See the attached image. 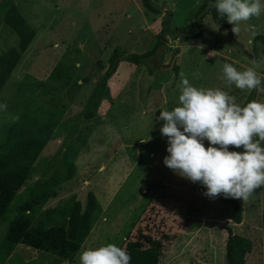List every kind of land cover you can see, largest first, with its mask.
<instances>
[{
    "label": "rangeland",
    "instance_id": "374dc122",
    "mask_svg": "<svg viewBox=\"0 0 264 264\" xmlns=\"http://www.w3.org/2000/svg\"><path fill=\"white\" fill-rule=\"evenodd\" d=\"M153 1L160 6L159 12L146 9L141 0H12L36 28V35L1 88L0 142L5 125L28 104L49 98L65 104L67 112L56 137L42 150L34 173L0 218V241L16 204L22 201L21 194L58 165L70 142L77 145V135L87 133L88 141L75 158L74 177L61 184L58 196L47 201L61 205L76 194L85 202L93 189L102 209L75 259L60 264H79L82 250L110 243L132 258L126 242L140 232L155 238L167 236L162 239L160 264H225V221L233 232L252 240L247 264H264V186L255 189L246 202L238 199L241 220L234 222L231 203L221 196H205L200 182L193 183L165 166L167 137L160 133L164 122L157 119L160 110L179 106L181 72L192 85L228 91L242 105L251 91L234 85L229 89L221 79L223 64L243 71L252 59L264 55V42H255L253 36L264 35V13L241 22L238 36L231 31L233 26L215 21L207 12L203 17L206 28L199 36L164 38L161 30L166 19L171 31L194 29L195 11L203 0ZM6 8L0 0V52L19 42L18 34L3 21ZM158 40L164 44L151 61L155 73L146 63L121 59L109 79L110 98L101 102L96 116L86 118L82 112L88 107L89 94L109 66L112 52H144ZM176 48L173 64L164 68ZM59 61L65 63L72 81L83 82L81 88L67 92L70 85L60 82L51 93L39 94V83ZM257 73L264 82V64ZM255 101L264 103V92L256 91ZM203 142L207 148L209 142ZM229 150L244 151L242 146L231 145ZM25 245H18L6 264H51L52 255Z\"/></svg>",
    "mask_w": 264,
    "mask_h": 264
},
{
    "label": "trees",
    "instance_id": "16d2710c",
    "mask_svg": "<svg viewBox=\"0 0 264 264\" xmlns=\"http://www.w3.org/2000/svg\"><path fill=\"white\" fill-rule=\"evenodd\" d=\"M7 5L3 14V21L19 36L18 45H14L0 52V91L10 79L13 70L20 62L23 52L26 51L36 35V28L31 25L22 14L19 7L12 0H2ZM144 7L153 12H159L153 0H141ZM213 0H203L195 11L197 26L192 30L181 32L171 31L168 20L164 22L161 35L166 38L171 35L174 39H190L199 36L206 28L203 22L205 13L211 12L215 21L226 26H233L226 19H221L215 8H209ZM254 41L264 42V35L256 34ZM164 44L158 40L156 45L144 52H124L114 50L109 58V66L98 78L93 91L88 97V107L82 114L86 118L97 115L101 102L110 98L109 79L116 72L121 59L133 63H146L152 73H155L151 61L159 46ZM255 57H259L255 53ZM84 80L87 81L85 77ZM70 85L67 92L73 88L80 89L83 82L72 81V75L63 61H59L49 76L39 83V94L51 93L57 84ZM256 90H252L241 106L255 100ZM67 112V106L49 98L36 104H28L17 111L5 125L3 139L0 142V218L12 207V200L19 195V190L25 181L34 173L38 158L45 145L54 139L55 133L62 118ZM77 145L74 142L61 152L58 165L50 172L41 175L33 181L15 207V214L9 220L2 240L0 241V264H6L12 257V252L18 243L26 244L52 255L51 264H60L64 260L72 261L81 248L84 239L89 234L100 211L101 204L96 192L90 189L86 201L72 195L61 205L52 208H42L47 200L58 196L61 184L72 179L76 172L75 158L82 146L88 141V134L77 135ZM202 190L207 191L204 187ZM221 198L233 205L230 218L234 222L241 220V204L238 199ZM227 236L225 264H247L248 254L253 250L252 240L233 232L225 221ZM162 234L155 238L147 232H140L134 239H128L126 246L134 257L130 264H160L162 253Z\"/></svg>",
    "mask_w": 264,
    "mask_h": 264
},
{
    "label": "clouds",
    "instance_id": "9594fccd",
    "mask_svg": "<svg viewBox=\"0 0 264 264\" xmlns=\"http://www.w3.org/2000/svg\"><path fill=\"white\" fill-rule=\"evenodd\" d=\"M209 8H215L221 19L233 25L231 31L237 36L241 22L264 13L261 0H213ZM250 64L243 71L230 63L223 64L221 79L229 89L234 85L240 90L264 92V82L257 73V68L264 64V55L259 60L252 59ZM178 88L179 106L170 111L160 110L157 117L164 122L160 133L167 137L169 155L163 163L179 176L200 182L209 198L223 194L225 198L246 202L255 189L264 186V147L261 146L264 103L253 100L241 106L228 91L192 85L183 72ZM205 139L209 142L207 148ZM230 145L242 146L244 151H230ZM130 261L131 255L125 249L111 243L85 248L79 254V264H130Z\"/></svg>",
    "mask_w": 264,
    "mask_h": 264
},
{
    "label": "crops",
    "instance_id": "0c3cea01",
    "mask_svg": "<svg viewBox=\"0 0 264 264\" xmlns=\"http://www.w3.org/2000/svg\"><path fill=\"white\" fill-rule=\"evenodd\" d=\"M53 201H46V203H44V205L42 206V208H45V209H48V208H52V207H54V206H56V205H60V204H53L52 203ZM65 202V201H64ZM82 203H84L83 201H82ZM18 245H24L23 243H18V244H16V246H15V248H14V250H16V247L18 246ZM26 247H29L28 245H25ZM14 250H13V252H14ZM12 252V253H13Z\"/></svg>",
    "mask_w": 264,
    "mask_h": 264
},
{
    "label": "water",
    "instance_id": "95a60500",
    "mask_svg": "<svg viewBox=\"0 0 264 264\" xmlns=\"http://www.w3.org/2000/svg\"><path fill=\"white\" fill-rule=\"evenodd\" d=\"M177 52H178V48H176V49L174 50V53H173L172 56L170 57L168 63H166V64L164 65V68H168V67H170V66L173 64V61L175 60V57H176V53H177Z\"/></svg>",
    "mask_w": 264,
    "mask_h": 264
}]
</instances>
